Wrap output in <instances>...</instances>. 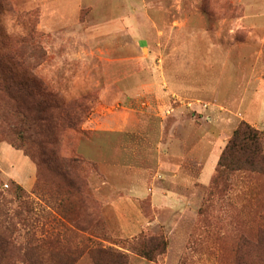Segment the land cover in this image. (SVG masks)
Instances as JSON below:
<instances>
[{"label": "rangeland", "instance_id": "1", "mask_svg": "<svg viewBox=\"0 0 264 264\" xmlns=\"http://www.w3.org/2000/svg\"><path fill=\"white\" fill-rule=\"evenodd\" d=\"M17 38L39 46L37 73L65 101L88 100L77 129L54 120L38 139L0 119L1 224L15 232L0 264L56 238L38 264H96L76 220L122 264H258L264 176L210 185L242 122L264 132V0H0V51ZM40 137L85 162L91 207H69L64 184L26 156ZM153 238L166 252L150 261L134 247Z\"/></svg>", "mask_w": 264, "mask_h": 264}, {"label": "trees", "instance_id": "2", "mask_svg": "<svg viewBox=\"0 0 264 264\" xmlns=\"http://www.w3.org/2000/svg\"><path fill=\"white\" fill-rule=\"evenodd\" d=\"M6 45L16 48L10 49V51L8 49L0 51V119L4 116L12 117L18 122L17 124L24 126L37 139L40 136L39 130L42 125L49 132L56 131L58 126L53 124L54 120L60 127L77 129L86 118L87 107L85 103L88 100L87 97L67 102L55 92L51 84L38 75V64L35 56L39 46H35L32 38L9 39ZM18 45H27L30 50L28 58L30 61L28 59L23 61L22 51L17 49L19 48ZM52 111L56 113V116ZM39 141L41 143L38 145L39 155L26 153V156L28 155L32 160H35L37 167H41V169L43 167L55 176L58 181L56 189L64 184L66 187L64 190L65 197L70 203L69 207L72 209H76L78 205L85 209L91 207L93 201L89 200L91 198L88 184L86 177L82 174L85 162L74 157L73 152L68 155H64L63 152L60 153L57 145L53 149L46 150L41 137ZM16 149L20 150L21 147ZM46 156L47 159H45ZM49 159H51L50 164ZM238 172L264 176V132H259L246 122H242L237 127L222 151L216 174L210 185V191L219 189L220 185L227 186L225 183L227 177ZM1 216L0 213V251L6 253L15 246L12 238L15 232L10 226L4 227L1 224ZM73 222L74 229L87 234V242L81 241L80 245L86 244L88 246L85 249L90 252L96 264H122L125 262L126 255L117 256L111 249L101 247L100 244L91 246L95 239V236L89 232L91 224L82 226L77 220ZM67 232L66 229L65 233ZM5 233L11 234L12 237L9 240L6 239ZM260 233L263 234L264 231ZM263 242L260 236L259 246ZM58 243L59 239L56 238L38 241L36 245L31 244L30 249L34 254L32 257L30 256L31 258L25 257V263L38 264L37 260L39 259L35 257V253ZM254 245L255 243L248 239L244 240L241 246L251 249ZM85 249L84 251H86ZM134 250L138 255L152 261L157 255L166 252V244L162 240L153 238L148 242L137 244ZM75 251H77L76 248ZM66 252L71 253L68 250ZM258 264H264V247Z\"/></svg>", "mask_w": 264, "mask_h": 264}, {"label": "crops", "instance_id": "3", "mask_svg": "<svg viewBox=\"0 0 264 264\" xmlns=\"http://www.w3.org/2000/svg\"><path fill=\"white\" fill-rule=\"evenodd\" d=\"M159 201H160V199H158V198L155 199V198H154V202H155V203H157V202H159Z\"/></svg>", "mask_w": 264, "mask_h": 264}]
</instances>
